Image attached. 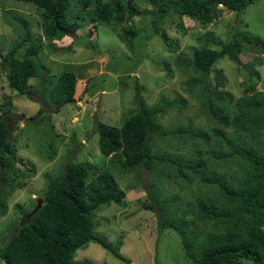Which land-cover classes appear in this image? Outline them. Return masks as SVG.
<instances>
[{
  "label": "trees",
  "instance_id": "trees-1",
  "mask_svg": "<svg viewBox=\"0 0 264 264\" xmlns=\"http://www.w3.org/2000/svg\"><path fill=\"white\" fill-rule=\"evenodd\" d=\"M32 4L39 11L40 30L50 51L53 41L73 40L82 25L109 26L128 22L116 33L127 51H134L138 30L132 29L135 17H149L152 33L158 35L169 53L176 44L167 38L164 26L171 24L182 30V18L200 26L219 18L222 9L242 12L256 0H15ZM141 7L143 9H141ZM7 15H9L7 13ZM16 22L25 26L20 17ZM167 22L169 23L167 26ZM207 34H210L209 32ZM40 36L31 43L26 34L0 56V70L6 86L14 97L38 96L42 105L53 108L72 101L75 87L81 82L72 71L49 75L37 61L36 49ZM28 47L16 56L23 43ZM66 45L65 50L71 48ZM206 40L193 49L190 57H174L177 67L191 70L195 78L185 81V92L199 101V110L212 125L208 132L193 128L165 130L155 122L161 107L175 106L181 111L184 98H159L152 107H145L140 96V85L134 79L133 104L120 126L97 122L96 146L99 154L108 159L107 165H116L120 174H133L136 184L144 182V195L135 199L141 209L156 216V228L172 230L180 238L181 250L191 264H264V92L256 91L252 78L258 79L252 64L244 65V80L239 83L241 94L234 98L224 87L211 85L208 80L211 65L220 58L237 61L239 53H264V42L249 33L234 32L227 43ZM169 53V54H170ZM161 70L170 77V70L161 63ZM36 81V85L29 83ZM247 84V85H246ZM93 90L87 80L84 92ZM10 97L0 102V218L6 215V199L14 188H21L17 179L31 171L21 169L16 162L14 138H10L6 120L11 116ZM39 119L38 122H41ZM169 132H172L168 134ZM195 139L198 140L195 141ZM181 140L191 142V158H171L157 143ZM249 145L247 146V143ZM209 150L206 155L204 147ZM45 159L54 157L53 145H47ZM220 165L233 163L237 173L230 179L216 170ZM88 163H64L58 175L45 176L46 188L39 198L40 208L26 222L21 219L8 238L1 239L0 261L3 264H71L74 252L89 243L100 246L115 259L125 261L106 239L95 232L94 213L102 206L114 204L124 207L125 199L114 177L107 169L91 171ZM143 171L145 180L140 181ZM196 181L199 195L181 208L179 196L164 197L161 185L170 182L179 189ZM7 188V189H6ZM134 188V187H133ZM132 189V188H131ZM38 199V198H37ZM36 200V199H34ZM31 210V209H30ZM18 205L16 214L28 213ZM190 213V217L186 216ZM9 230V229H7Z\"/></svg>",
  "mask_w": 264,
  "mask_h": 264
},
{
  "label": "rangeland",
  "instance_id": "rangeland-1",
  "mask_svg": "<svg viewBox=\"0 0 264 264\" xmlns=\"http://www.w3.org/2000/svg\"><path fill=\"white\" fill-rule=\"evenodd\" d=\"M12 14L26 22L25 26L16 22ZM148 21V16L131 20L132 29L138 30L132 52L127 51L116 36L120 27H128V22L114 25L112 31L109 26L95 25L94 32L89 25L84 24L75 32L73 40L62 38L52 42L50 51L40 30L39 11L29 3L0 0V56L26 34L34 44L37 36H40L39 46L35 48L36 59L46 68V72L57 75L68 70L81 79L75 87L71 102L47 108L38 96L14 97L6 86L3 70H0V102L5 97L11 100L9 109L12 114L6 123L10 132L9 139H15L14 156L22 170H31L22 179H17L22 187L14 188L7 195L6 215L0 218V246L3 245L1 239L8 238L14 226L19 225L22 217L27 214H16L15 207L18 205L23 211L33 209L37 198L40 199L39 196H42L46 188L45 176L55 178L64 163H88L92 167L90 173L107 169L118 187L125 191V199L130 201L124 207L114 204L102 206L93 217L94 231L112 246H117L125 261L117 260L100 246L89 243L74 252L71 264H191L184 257L178 235L172 230L158 231L155 213L141 209L134 202L144 195V182L133 186L137 181L133 174H120L116 165H107L108 159L99 154L96 124L121 125L128 110L136 108L132 103V83L136 79L142 88L140 96L145 107H152L162 97L167 100L178 97L185 99L186 104L181 111L175 106L161 107L155 122L162 129H185L188 123L193 128L209 133L212 125L201 114L199 101L191 99L185 92V81L196 76L181 66L175 68L174 57L178 54L190 57L193 49L204 40L210 43L211 48H216L211 44L212 40L227 43L234 32L249 33L264 42V0H256L238 13L222 9L219 18L205 26L182 18V30L177 31L173 24L168 26L167 22L169 28L164 26L167 38L177 46L175 52L170 54L163 47L159 36L152 33ZM71 42V48L65 50L64 47ZM28 45L29 42L25 41L16 56L19 57ZM239 54L234 63L224 57L211 65L207 77L211 85L224 87L234 98H238L241 94L239 83L245 78L241 74L244 72L243 67L252 64L258 79L252 78L251 82L256 91L264 92V53L243 49ZM161 63L167 64L170 77H166L165 71L161 70ZM87 80L91 81L94 89L84 92ZM29 83L37 84L34 80H29ZM39 119H42L41 122H38ZM195 141L198 142L197 139ZM191 142H158L156 148L166 151L171 158L187 159L192 154ZM50 143L54 150L51 162L45 159L46 149H50L47 145ZM204 150L208 152L209 147H204ZM214 161L219 164L218 160ZM216 170L230 179L233 173L238 175L233 163L219 164ZM146 176L147 172L143 171L140 181H144ZM196 183L193 181L189 187L179 189L165 182L161 189L164 197L178 195L180 206L184 208V204L203 192L197 190ZM186 216L191 215L186 212ZM0 264L3 263L0 261ZM242 264L252 263L243 261Z\"/></svg>",
  "mask_w": 264,
  "mask_h": 264
},
{
  "label": "water",
  "instance_id": "water-1",
  "mask_svg": "<svg viewBox=\"0 0 264 264\" xmlns=\"http://www.w3.org/2000/svg\"><path fill=\"white\" fill-rule=\"evenodd\" d=\"M41 206V200L40 199H37L36 200V203H35V206L33 207V209L28 212L27 214H25L22 219H24L26 222L28 221V219L40 208Z\"/></svg>",
  "mask_w": 264,
  "mask_h": 264
},
{
  "label": "clouds",
  "instance_id": "clouds-1",
  "mask_svg": "<svg viewBox=\"0 0 264 264\" xmlns=\"http://www.w3.org/2000/svg\"><path fill=\"white\" fill-rule=\"evenodd\" d=\"M54 42V41H53Z\"/></svg>",
  "mask_w": 264,
  "mask_h": 264
}]
</instances>
